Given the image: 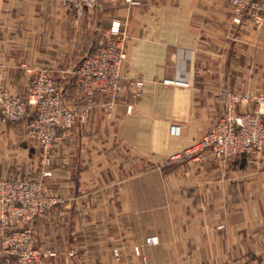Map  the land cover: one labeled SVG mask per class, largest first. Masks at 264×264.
I'll return each mask as SVG.
<instances>
[{
	"label": "crops",
	"instance_id": "0c3cea01",
	"mask_svg": "<svg viewBox=\"0 0 264 264\" xmlns=\"http://www.w3.org/2000/svg\"><path fill=\"white\" fill-rule=\"evenodd\" d=\"M104 2L113 10L106 26L118 20L127 36L123 83L142 82L141 97L122 100L110 118L101 108L94 109L85 127L63 136L45 177L37 170L24 126L0 121V178L38 176L63 201L37 221L40 246L55 252L45 264H77L80 259L112 264L116 247L126 264H143L141 257L147 264H234L229 262L232 256L255 264L249 261L256 255L253 235H234L230 250L218 235L207 241L204 232L201 240L200 230L193 227L209 222L192 217L187 189L161 187L160 180L170 175L157 170L138 174L132 177L136 182L131 193L128 182L113 186L110 180L112 163L118 161L114 158L122 162L118 172L124 174L133 164L160 163L202 138L221 113L215 93L223 87L229 67L234 82L245 60L242 52L251 53L249 60H264V25L253 24L249 12L247 20L253 23L232 32L229 41L225 36L231 7L225 0H141L138 6ZM102 15L100 9L87 11L79 27L61 0H0V82L20 96L37 68L51 70L57 80L69 77V70L89 52ZM166 79H182L188 85H165ZM172 125L180 126L179 136L170 134ZM255 165L246 186L231 188L235 206L247 212V219L232 220L234 226L245 221L254 227L264 212V158ZM199 209L194 206V211ZM154 236L158 244H147ZM135 247L141 256L135 255Z\"/></svg>",
	"mask_w": 264,
	"mask_h": 264
},
{
	"label": "rangeland",
	"instance_id": "374dc122",
	"mask_svg": "<svg viewBox=\"0 0 264 264\" xmlns=\"http://www.w3.org/2000/svg\"><path fill=\"white\" fill-rule=\"evenodd\" d=\"M120 1L128 6H138L142 3L141 0H137L138 4L131 5L128 4L125 0ZM225 1H227L231 7V20L229 24L228 33L225 36L226 38H228L229 41L232 40V32L235 33L238 29L243 30L242 28H244L247 23H253L251 22L252 20H247V14H249V12H252L250 14L253 17V24L258 27L264 25V3H258L259 0H253L254 5L246 8L242 12L241 16L237 17L231 2L229 0ZM106 4L107 3H105L104 0H97L96 6L92 9H89L92 11L100 9L102 10V12H104V15H102L98 20H96V23H99V25L96 26V28L93 30L94 37L92 43L90 42L91 45H89V52L81 58V61L76 67H74L72 70H69V77L57 80V78L52 75L51 70L49 71L46 68H37V70H35L33 73V77L27 84L24 94L20 96L13 95L9 91V89L3 83L0 82V92H5L16 98L25 99L27 97L31 81L34 78L36 72L40 69H45L49 71L53 79L58 84L60 90L62 91V97L65 102V105L71 110L76 111L78 114V121L74 128L68 130H59L57 133L58 139L55 140V143L48 149H45L41 142L34 135L30 134V125L36 119V112L34 109L29 110V115L19 122H3L0 118V121L3 123H19L24 126L26 137L31 142L30 144L32 146L33 156L37 160V170L41 171L43 177L50 174V171L47 169L52 165L53 158L57 154V149L60 145L63 136L73 133V131H75V129L79 127H85L89 122V119L94 109L101 108L106 118H110L119 108L122 100H124L125 98L129 100H137L142 95V91L140 93H137L134 90V87L132 85L134 81H130L127 86L123 83L124 80L122 71L126 60L125 48L127 36L123 28L124 26L121 23L120 33L121 37L124 40L123 51L125 54V60L123 61L121 69V80L119 83L120 91H118L116 96L112 99L107 95L103 94L88 95L84 91V89L76 85L75 80L72 77V72H74L80 66L82 60L87 55L96 51L100 47L108 45L112 42V40L108 38V32L111 28L112 23L118 20L112 21L110 27L106 26V24H108L109 17L113 16V10ZM61 5L63 8H67L70 10V8H68L67 5L64 4L63 0H61ZM85 13L79 18L78 21L76 19L75 14L73 13V21L75 26L81 27V22ZM242 53H244L245 60L241 62L242 64L238 68V80L234 82L231 81L232 68L229 67V70L227 71L226 81L224 82L223 87H221L215 93L216 98L221 100V113L219 114V116L216 117V120L214 121L210 129L202 136V138L187 149L194 147L201 140L210 137L223 120L228 121L231 115V108H234L233 113L244 117L253 115L255 116L257 114V111L259 109H262V107H260V105L258 104L257 99L264 98V65L253 66V63L264 62V60H249L251 53ZM0 79H2V75H0ZM130 107L132 108V106H127V112L128 108ZM86 110H88L87 114ZM187 149H185L181 153L175 154L180 156L178 158H175L174 160L172 159V157L175 155H171L160 163H153L144 160L142 164H137V166H135V164H133V166L131 167L130 165H128L127 168H130L127 170L128 172H124V174L118 172L120 168H123L121 167L123 166L122 162L119 163V158H114V160L118 161L112 163V179L110 180V183H112L113 186H119L125 182H128L129 192L131 193L130 189L134 182H136V179H132V177L138 174H141L143 172L146 174L157 170L161 171L165 177L170 175V178L166 177L160 180L161 187H169L174 184L177 189H187V192H189L193 205L195 207L197 205L201 206V210L199 209L197 210V212L194 211L193 206L192 217H200L203 218V220H208L209 222L206 227L203 226V224L201 228L193 227V231L198 232V230H200L199 235H201V240L204 239V232H206L207 241H212V239L214 240L215 237L218 235L219 239H224V247H227L230 250L232 245H234L231 242L234 235L245 236V238L247 235H250V238H252L251 235H253L256 237V255L255 257H251L249 261L255 262V264H264V212H260L257 215L256 226L254 227H248L245 221H242L244 223L241 224L240 227L231 224L232 220L247 219V212L239 210L235 206L237 202L232 196L231 188L233 186H237L238 184L246 186L249 171H253L255 169L254 164H256L255 166L257 168L259 160H262V158H264V148H262L261 150H254L249 152L245 150L244 152H241L238 155L227 158L225 161L217 158V154L213 146H207L190 155H184L183 153ZM1 182H15L31 189L32 193L29 194L30 196H24V198H26V201L33 206L39 208L40 203H53L48 209L44 210L41 213H37V211L33 210L32 213H37V215H35L29 222H27L23 219L22 216H16L12 213L13 210L10 208L8 198L6 202V197L2 196V204H0V264H7V262L11 264H18L17 257L15 255H12V253L20 252V250H23L24 245H27L20 244L17 242H11L10 240L18 238L16 237V235L25 233L26 231H29L30 233H28L27 236H30V247L31 250L35 253L31 264H39L42 261L45 264L47 259L49 260L50 258H55V252L51 250V248H45L40 246L39 244L37 236V221L41 216L50 214L54 207L57 204L62 203L63 201L51 192L49 188L50 185H48L47 181L43 178H39L38 176L36 177L31 174H18L10 179L0 178V183ZM148 182L151 183L150 180H148ZM223 189H225L228 194H222ZM185 196L187 197L188 195ZM116 197L117 196L114 195L113 199H115ZM212 222L214 223L211 224ZM53 230H55V228H53ZM50 243L51 247H54L55 242L52 239ZM215 243L208 242V245L214 246L216 245ZM47 244H49V242H47ZM208 248L210 251V247ZM231 252L232 251H229L228 253L231 254ZM134 253L136 256H141V253L139 252V249L137 247L134 248ZM70 255L73 256L74 252L71 251ZM232 257H230V263H246L245 260H243L242 258L237 259L234 256ZM74 258L75 261L77 258L76 256H74ZM141 260L143 264H147V261L144 257H141ZM78 261L81 264H86L85 259H80ZM125 262L126 260L122 258L121 249L119 247L113 248L112 264H126ZM80 263L77 262V264Z\"/></svg>",
	"mask_w": 264,
	"mask_h": 264
},
{
	"label": "built area",
	"instance_id": "2783aa9c",
	"mask_svg": "<svg viewBox=\"0 0 264 264\" xmlns=\"http://www.w3.org/2000/svg\"><path fill=\"white\" fill-rule=\"evenodd\" d=\"M128 4H138L137 0H125ZM234 7L236 16H241L242 12L253 6V0H229ZM64 4L75 14L77 21L89 9L96 6L97 0H63ZM121 24L114 21L108 32V38L112 42L102 46L91 54L87 55L80 66L72 72V77L78 87L84 89L88 95L103 94L114 98L120 91L121 69L125 54L123 51L124 40L121 37ZM165 85L187 86V82L182 79H166ZM137 93L142 91L143 83H132ZM262 109L257 111L254 116H240L233 113L228 121H222L213 134L201 140L194 147L187 149L183 154L190 155L207 146L215 148L217 158L225 161L231 156L241 152L261 150L264 148V98L257 99ZM34 109L36 119L30 125V134L34 135L44 146L50 148L55 140L58 139L59 130H68L74 128L78 121V114L65 105L62 97V91L53 79L49 71L40 69L36 72L28 89L25 99L13 97L5 92H0V118L3 122H19L29 115V110ZM131 112V107L128 108ZM88 110H86V114ZM249 118V119H248ZM263 119V121H262ZM181 128L178 125H172L170 134L179 136ZM180 155L172 157L174 160ZM32 190L15 182L0 183V204L2 196L10 204L13 214L22 216L29 222L37 213L48 209L53 202L39 204V208L29 204L24 196H30ZM35 210L37 213H32ZM40 211V212H39ZM27 232V233H26ZM16 235L11 242H17L24 245L20 252H13L18 259V264H31L35 253L31 250L29 231ZM30 234V233H29ZM24 240V243H23ZM149 245L158 244L157 237H151L147 240ZM7 264H11L8 263Z\"/></svg>",
	"mask_w": 264,
	"mask_h": 264
}]
</instances>
